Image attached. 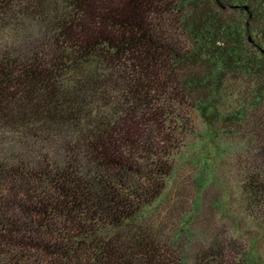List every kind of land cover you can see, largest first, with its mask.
Wrapping results in <instances>:
<instances>
[{
	"label": "trees",
	"instance_id": "16d2710c",
	"mask_svg": "<svg viewBox=\"0 0 264 264\" xmlns=\"http://www.w3.org/2000/svg\"><path fill=\"white\" fill-rule=\"evenodd\" d=\"M261 251L264 0H0V264Z\"/></svg>",
	"mask_w": 264,
	"mask_h": 264
},
{
	"label": "rangeland",
	"instance_id": "374dc122",
	"mask_svg": "<svg viewBox=\"0 0 264 264\" xmlns=\"http://www.w3.org/2000/svg\"><path fill=\"white\" fill-rule=\"evenodd\" d=\"M199 131H202V130H204V128L202 127V125H200L199 124ZM228 159H229V161H230V165H234V161H233V158H231V157H227ZM238 166V165H237ZM235 167V166H234ZM186 168H188L187 167V165L186 164H184L183 166H182V168H180V169H183L182 171L180 170L179 172H178V178L179 179H176L177 180V183L183 178V176H185L187 173H189L187 170L188 169H186ZM237 169H238V167H237ZM236 173H237V171H236ZM178 186V185H177ZM213 191H212V193L211 192H209L208 193V195H207V197H206V201L209 203L215 196H216V194H217V190H216V188H213L212 189ZM226 200L227 199H224L223 201H224V203L226 202ZM228 202H230V201H228ZM228 206H229V204H228ZM234 207V205H232V206H230V210H231V208H233ZM215 214V213H214ZM217 217V218H216ZM216 219H218L217 220V222L216 223H214L213 225H212V227H221L222 225H225V226H229V224H228V218L227 219H223V217H221V219H219V217H218V215L216 216H214V221H216ZM220 227H219V229H220ZM236 235H238V234H236ZM245 236H246V234H245ZM261 253V258L262 259H264V252H260Z\"/></svg>",
	"mask_w": 264,
	"mask_h": 264
}]
</instances>
